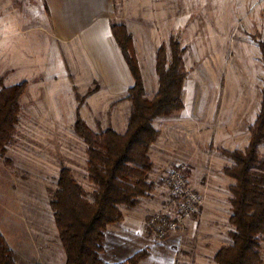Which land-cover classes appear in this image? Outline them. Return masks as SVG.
Masks as SVG:
<instances>
[{
    "label": "rangeland",
    "instance_id": "rangeland-1",
    "mask_svg": "<svg viewBox=\"0 0 264 264\" xmlns=\"http://www.w3.org/2000/svg\"><path fill=\"white\" fill-rule=\"evenodd\" d=\"M120 1L114 23L124 24L131 35L145 97L152 99L159 89L157 53L165 46L170 55L172 37L187 47L188 77L184 110L153 121L160 132L150 147L155 189L139 205L121 206L123 219L107 228L101 257L119 263L144 250L148 255L139 264H217L214 257L232 242L234 230L235 180L223 170L234 161L220 149L247 147L249 119L239 120L238 103H261L264 0ZM32 53L16 56L18 63L0 56V89L28 81L15 132L0 154V231L17 264H66L51 205L62 167L71 169L90 201L97 189L89 178L87 144L75 130L77 113L95 132L111 127L124 133L131 118L130 88L112 93L79 70L76 81L71 62L44 35ZM237 125H244L238 135L229 128ZM259 155L264 157V142ZM178 166L186 167L202 206L159 237L149 220L158 213L177 214L167 177ZM261 238L264 262V234Z\"/></svg>",
    "mask_w": 264,
    "mask_h": 264
},
{
    "label": "trees",
    "instance_id": "trees-1",
    "mask_svg": "<svg viewBox=\"0 0 264 264\" xmlns=\"http://www.w3.org/2000/svg\"><path fill=\"white\" fill-rule=\"evenodd\" d=\"M112 29L135 78L128 90L131 118L127 130L119 133L109 127L95 132L80 113L75 130L87 144L88 173L96 186L93 201L68 167H62L58 189L52 200L59 236L66 252V264H139L147 251H138L119 263L101 257L106 230L123 219L121 206L135 207L151 195L155 186L150 181L154 162L150 147L160 132L154 119L176 115L185 108L184 84L188 77L185 65L187 47L177 37L157 53L159 89L152 99L145 97L143 77L132 50L131 35L124 24L113 23ZM264 59V42L260 43ZM28 81L0 89V154L12 139L21 111L20 99ZM260 114L249 128L250 141L242 149L220 151L234 163L224 167L235 180L231 185L233 213L230 223L232 242L223 245L214 259L217 264H264L260 242L264 234V157L259 145L264 142V87ZM0 264H17L14 251L0 231Z\"/></svg>",
    "mask_w": 264,
    "mask_h": 264
},
{
    "label": "crops",
    "instance_id": "crops-1",
    "mask_svg": "<svg viewBox=\"0 0 264 264\" xmlns=\"http://www.w3.org/2000/svg\"><path fill=\"white\" fill-rule=\"evenodd\" d=\"M116 2L121 1L0 0V56H12L10 62L18 63L16 56L33 55V46L38 45L44 35L58 54L71 62L74 79L79 70L101 81L112 93L129 89L135 80L112 29ZM33 29L35 34L28 36L27 31ZM75 80L78 81V76ZM244 104L238 103L237 114L239 120L249 119V123L246 122L249 131L260 114L262 97L255 107ZM241 127L244 125L229 128L238 135ZM249 141L250 131L246 146Z\"/></svg>",
    "mask_w": 264,
    "mask_h": 264
},
{
    "label": "built area",
    "instance_id": "built-area-1",
    "mask_svg": "<svg viewBox=\"0 0 264 264\" xmlns=\"http://www.w3.org/2000/svg\"><path fill=\"white\" fill-rule=\"evenodd\" d=\"M167 184L174 197L178 212L175 215L158 213L149 220L159 237H166L178 229L185 216L198 213L202 206L200 195L192 187L185 166H178L167 177Z\"/></svg>",
    "mask_w": 264,
    "mask_h": 264
}]
</instances>
